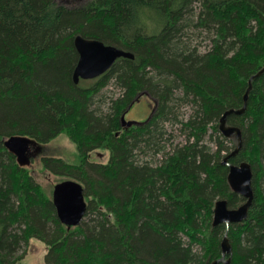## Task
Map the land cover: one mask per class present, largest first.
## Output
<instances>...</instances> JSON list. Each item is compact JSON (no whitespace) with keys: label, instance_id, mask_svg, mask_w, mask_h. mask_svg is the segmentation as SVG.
Masks as SVG:
<instances>
[{"label":"trees","instance_id":"16d2710c","mask_svg":"<svg viewBox=\"0 0 264 264\" xmlns=\"http://www.w3.org/2000/svg\"><path fill=\"white\" fill-rule=\"evenodd\" d=\"M78 35L135 58L76 85ZM263 68L264 0H0V264H23L32 239L47 264H211L225 235L232 255L220 264H264V74L245 113L227 118L242 131L230 163L251 165L253 205L245 222L213 226L217 201L244 203L222 164L238 141L219 123L244 107ZM112 83L121 93L107 98ZM141 95L153 116L123 127ZM62 134L75 163L43 155ZM12 136L36 143L43 170L83 185L81 225L60 222L53 190L6 149Z\"/></svg>","mask_w":264,"mask_h":264},{"label":"water","instance_id":"95a60500","mask_svg":"<svg viewBox=\"0 0 264 264\" xmlns=\"http://www.w3.org/2000/svg\"><path fill=\"white\" fill-rule=\"evenodd\" d=\"M74 42L79 53V61L74 71V82L76 85H79L80 81L95 80L106 74L116 61L121 58L131 60L135 58L132 53L123 49L106 45L99 40L85 39L80 35L76 36ZM263 74L264 68L251 79L248 91L245 95L244 107L240 110H228L222 116L219 123L220 132L224 137H235L238 141V145L234 152L225 157L222 164L229 168L227 179L232 191L242 197L244 203L235 209H230L226 200L217 201L214 208V227L221 225L229 227L232 224H241L245 222L248 219L249 210L253 205L255 195L251 165L247 162H242L239 165L230 163V159L235 157L242 149V131L238 127L228 125L227 118L231 115L240 116L245 113L249 92L252 88V81L255 78L261 77ZM140 97H138L136 101H138ZM132 106H130L129 109H131ZM121 121L122 126L127 128L139 124L137 122L126 121L125 115L122 116ZM4 145L6 149L17 158L21 167H26L31 164L28 153L32 146H36V143L32 139L23 136H12L4 140ZM53 202L57 211V216L63 225L69 228L81 225L88 209L83 185L73 180H66L56 184L53 189ZM222 251L223 258L211 264H220V262H224L226 256L232 255V247L226 235L222 240ZM226 264H229V261Z\"/></svg>","mask_w":264,"mask_h":264},{"label":"rangeland","instance_id":"374dc122","mask_svg":"<svg viewBox=\"0 0 264 264\" xmlns=\"http://www.w3.org/2000/svg\"><path fill=\"white\" fill-rule=\"evenodd\" d=\"M73 1V0H68ZM209 41H204L201 46V50L204 51L208 49ZM121 91L117 88H115L114 84H110L108 87H106L103 90L104 96L106 97H118ZM106 101L109 103L110 100L106 99ZM107 106L103 108L104 110H107ZM154 102L147 96H142L128 111L125 118L126 121L131 122H137V123H143L146 120H148L152 113L154 112ZM180 114L183 116H186L190 113V109L186 106H183L179 109ZM173 136L175 138V143L178 142L184 143L185 138L179 131H173ZM210 134L207 137L206 141L210 143ZM210 146L213 148V144H210ZM229 147H231L232 151V144H228ZM36 149L35 147H32V151L34 154V158L32 159V163L30 166H28L31 169V172L35 176L36 180L41 184L42 188L46 191V193H50L51 190L54 189V186L58 181H64V177H56L54 174L43 170L41 165V157L42 152L38 154L37 152H34ZM44 154L61 157L65 159L66 161L70 163L77 162V149L74 143L69 139V137L66 134H62L59 136L56 140L52 142L48 147L44 148ZM157 159L160 160V157H157ZM66 181V180H65ZM24 250L19 252V256H23L22 263L23 264H47L45 262V255L47 254V246L36 239H32L28 246L23 248Z\"/></svg>","mask_w":264,"mask_h":264},{"label":"flooded vegetation","instance_id":"af4514ba","mask_svg":"<svg viewBox=\"0 0 264 264\" xmlns=\"http://www.w3.org/2000/svg\"><path fill=\"white\" fill-rule=\"evenodd\" d=\"M34 152H37L38 154H40L41 150H40V149H36ZM28 156H29L30 160L33 159V158L35 157L34 154H33L32 149H31L30 152L28 153Z\"/></svg>","mask_w":264,"mask_h":264}]
</instances>
